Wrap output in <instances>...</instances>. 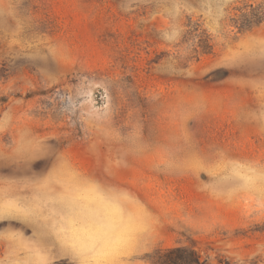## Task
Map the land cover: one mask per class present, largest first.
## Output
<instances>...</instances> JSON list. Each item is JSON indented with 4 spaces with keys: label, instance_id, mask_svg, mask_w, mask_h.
Returning <instances> with one entry per match:
<instances>
[{
    "label": "rangeland",
    "instance_id": "obj_1",
    "mask_svg": "<svg viewBox=\"0 0 264 264\" xmlns=\"http://www.w3.org/2000/svg\"><path fill=\"white\" fill-rule=\"evenodd\" d=\"M264 264V0H0V264Z\"/></svg>",
    "mask_w": 264,
    "mask_h": 264
},
{
    "label": "trees",
    "instance_id": "obj_2",
    "mask_svg": "<svg viewBox=\"0 0 264 264\" xmlns=\"http://www.w3.org/2000/svg\"><path fill=\"white\" fill-rule=\"evenodd\" d=\"M155 264H206V262L195 250L179 247L160 253Z\"/></svg>",
    "mask_w": 264,
    "mask_h": 264
}]
</instances>
